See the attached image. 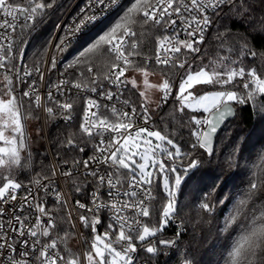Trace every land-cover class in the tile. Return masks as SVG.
Wrapping results in <instances>:
<instances>
[{
    "label": "snow or ice",
    "instance_id": "1",
    "mask_svg": "<svg viewBox=\"0 0 264 264\" xmlns=\"http://www.w3.org/2000/svg\"><path fill=\"white\" fill-rule=\"evenodd\" d=\"M56 3L0 0V264H137L140 249L152 256L160 254L154 238L178 215L175 189L182 177L175 176L174 186L169 183V174L177 171L175 161L189 159L185 174L199 165L190 152H182L179 143L161 131L133 128L136 119L142 117L145 124L151 119L150 90L161 91L165 103L174 95L180 113L192 111L189 123L196 142L191 148L199 147L213 155V138L225 120L235 115L234 105L264 97V68L244 66L243 57L258 55L247 42L240 47L237 59L226 56L223 59L227 63L221 67H213L210 62L193 69L188 57L201 52L200 45L221 16L255 22L261 31L264 17L256 21L250 0H83L78 11L56 25L40 53L48 58L44 66H29L28 41L17 37L25 29L34 30ZM113 13L115 18L109 21ZM138 26L161 33L156 38L154 57L142 52ZM227 35V29L217 31L214 38L223 46ZM76 45V56L61 73L62 77L68 74L73 78H48L46 73L57 69L58 54ZM152 62L179 70L175 93L168 78L159 84L150 82ZM129 86L142 99L139 111L129 100H120ZM196 86L212 90L194 93ZM72 89L77 95L94 93L104 101H119L120 106L115 102L101 104L89 97L79 132L90 141L99 137L93 144V154L77 158L75 153H84L85 147L71 135L58 141L51 165L30 181L36 189L33 191L14 175V170L29 166L22 153H27V161L32 159L24 122L37 110L50 120L58 114L65 122L70 121L75 103L68 95ZM26 103L31 112L25 111ZM133 136L145 137L142 149L137 146L131 151L127 140ZM69 153L73 154L70 159L66 158ZM167 160L173 164L169 166ZM81 176L83 183L79 182ZM160 177L166 203L160 210L159 227H150L145 218L151 216V201L156 199L152 189ZM89 183L94 186L90 205L80 199L73 204L61 187L63 184L80 194ZM21 189L25 195L18 199ZM262 190L264 177L250 178L244 196L224 217L220 232L231 240L225 264H264V207L249 206V200ZM214 191L205 193L197 205L210 216L216 210L209 201ZM102 211L109 213L106 224L100 218ZM80 226L90 230V238L84 236ZM180 235L177 232L176 239L159 240L158 244L178 251ZM73 240L79 249L71 244ZM182 264L192 262L185 258Z\"/></svg>",
    "mask_w": 264,
    "mask_h": 264
},
{
    "label": "trees",
    "instance_id": "2",
    "mask_svg": "<svg viewBox=\"0 0 264 264\" xmlns=\"http://www.w3.org/2000/svg\"><path fill=\"white\" fill-rule=\"evenodd\" d=\"M76 1L57 0L56 6L50 10L49 15L42 22L36 23L34 30H27L23 39L26 38L28 41L26 48V62L28 64H43L46 57H42L40 53L53 35L56 25L62 21L66 12ZM250 2L255 9L253 15L256 21H259L264 17V0H250ZM82 4L83 0L79 5ZM115 15L116 13H113L109 17V21L114 19ZM226 29L228 35L224 45L221 46L220 41L214 37L217 31L225 32ZM137 30L140 35L142 52L146 56L155 55L156 38L161 33L156 29H150L148 26H138ZM245 42L258 55L252 57L249 54L243 57L244 66L256 67L258 70L264 68V56L259 55L264 54V31H261L255 22L249 24L229 15L221 16L205 46L192 60V67L196 69L202 64H209L210 62L213 67H221L227 63L223 59L224 57L238 58L239 49ZM227 49L232 51L228 52ZM78 50L79 45L74 46L66 62L73 60ZM150 68L154 70V73L160 74L162 79L168 78L170 80L174 79L179 71L175 68H162L154 63L150 64ZM71 72L72 70H70ZM69 77L70 79L73 78L71 75ZM209 90L212 89L205 86H197L192 89L194 93L199 94ZM129 95L137 104L142 103L138 92L131 86ZM161 96L157 102L160 105L159 108H157V104L155 106L150 105V111L155 118L153 130H159L162 134L168 135L174 142L179 143L182 152H190L191 158L198 160L199 165L185 174L184 169L187 168L189 159L183 157L175 161L176 172L182 177L181 185L175 189V198L179 210L176 217L184 229L180 231L175 226H166L154 238L160 254L152 256L140 249V256L155 264H182L185 258L192 264H225L226 249L231 240L220 232L224 217L233 208L235 202L244 196L250 178L253 176L264 177V112L261 111L264 109V97L257 96L255 101H249L246 105H234L236 118L228 121L220 131L216 138L213 155L209 156L199 147L191 148V144L196 142V138L191 135L193 126L189 123V119L193 115L192 111L186 109L184 113H180L177 101L161 106ZM74 100L79 104L75 112L74 122L65 125L58 123L57 120L47 118L48 133L53 152L58 147V141L66 140L71 135L81 146L85 147L84 153H75V155L77 158H86L90 154L88 145L91 141L82 137L79 132L83 113V99L75 97ZM25 111L31 112L27 103L25 104ZM37 116L38 119L35 118ZM28 119L40 127L39 110L31 112ZM27 122L26 119L25 123ZM24 154H21L22 157ZM31 154L30 162L27 161V155L25 158V163L29 166L14 170L16 178L24 183H30L35 178L36 173L41 172L45 166L51 165L48 152L43 145L41 149L31 146ZM72 155L69 153L66 158L70 159ZM166 163L171 166L173 161L167 160ZM169 178L174 186L172 180L175 178V173H170ZM212 189L215 191L210 195L209 201L216 205V210L210 216L200 210L197 205L205 193H209ZM152 191L156 199L151 202V216L147 222L150 227H159L160 210L166 203V193L160 178L155 180ZM74 195L80 196L75 192ZM220 201H224V203L221 204ZM249 206L264 207V190L257 192L249 200ZM177 232L181 233L176 245L178 251L158 244L159 240L176 239ZM234 235L232 233L233 237ZM71 244L77 249L75 240L71 241Z\"/></svg>",
    "mask_w": 264,
    "mask_h": 264
},
{
    "label": "built area",
    "instance_id": "3",
    "mask_svg": "<svg viewBox=\"0 0 264 264\" xmlns=\"http://www.w3.org/2000/svg\"><path fill=\"white\" fill-rule=\"evenodd\" d=\"M80 2H81V0H77V1H76V2H75V3L69 8V10L66 12V14L64 15V17H63V19H62L61 22L66 21V20L68 19V17H69L70 14H74L76 11H78L79 7L82 6V5H79ZM217 21H218V20H215L213 27L209 30V34L206 35L205 43H204L203 45H200L201 50H202L203 47L205 46V44H206V42H207V40H208V37L210 36L212 30L214 29V27H215L216 24H217ZM61 22H60V23H61ZM60 23H59V24H60ZM27 30H28V29H25L24 32H23V35H22V36H18L17 38H18V39H19V38H24V36H25L24 34L27 32ZM17 33H18V34L20 33V29H19V28L17 29ZM181 38H182V39L184 38V37H183V34L181 35ZM25 39H26V38H25ZM196 55H197V54H192V55H190V56L188 57L189 60H191V62H192V60H193V56L195 57ZM68 56H69V54H66V52L63 53V54H58L57 69H56V70H53V71L50 72V73H46V76H47L48 78H50L52 81H56L58 78H68V79H70V77H69L68 74H65V77H62V76H61V73L64 72L65 65L68 63V62H66V59L68 58ZM151 57H154V55L151 56ZM47 59H48V58L46 57V58H45V61H46ZM45 61L43 62V64H40L42 67L44 66ZM152 63H154V62H152ZM154 64H155V63H154ZM29 66H32V65L29 64ZM157 66L162 67V68H167V66H163V65H157ZM69 72H70V70H69ZM163 80H164V79H162V82H163ZM169 80H170V79H169ZM178 80H179V71H178L177 75L175 76V78L172 79V80H170V82H173V93H175V90H176V83H178ZM129 91H130V86H129V89H128V90H125V91L123 92V95L120 97V100H125V99H126V100H129L130 103H131L132 105L136 106L137 109H138V111H139V104H137V103L134 101V99L131 98V96L129 95ZM68 95H70L73 99H75V97H76L77 99H78V98L83 99L82 110H84V107H85L86 101H87V99H88L89 97H92V98L97 99L101 104H105V103H113V102H115V103L117 104V107L120 106L119 101H115V100H114L113 102L104 101V100L100 99V97L96 96V94H94V93H84V92H81V93H79V94L77 95V90H76V89H72V91H71ZM161 97H162V96H161ZM173 101H176V100L174 99V95H173V96H169V98H168V100H167L166 103H165V102H161V106H162L163 104H168V103L173 102ZM78 106H79V104H78L77 102H75L74 105H73L72 119H71L70 121L65 122V121L63 120V118L60 117L58 114H57V118H56L55 120H57L58 123L65 124V125L72 124V123L74 122V120H75V112H76V109L78 108ZM126 110H129V111H130V108H128V109H126ZM39 112H40L41 117H42L43 132H44V138H45V141H46L47 152H48V155H49V158H50V162L52 163V162H53V159H52V153H53V151H52V147H51V143H50V137H49V133H48L47 117H46V114L43 113L42 111L39 110ZM205 115H207V114H205ZM149 116L151 117V119L149 120V122H148L147 124L144 123V120L142 119V117L136 119V120H135V123H134V125H133V128L135 129L136 127H147V128H149V129L153 130V123H154L155 118H154V115L152 114V112H151L150 110H149ZM82 118H83V113H82V116H81V121H82ZM133 137H135V136H133ZM141 137H143V136H141ZM130 138H132V137H130ZM98 140H99V137H97L96 140L91 141L90 144L88 145V146H89V150H90V154H89V156H91V155L93 154V144H94V143H97ZM122 142H123V141H122ZM89 156H88V157H89ZM86 158H87V157H86ZM80 171L82 172L83 170L81 169ZM91 179H92L91 177L88 178L89 181H91ZM20 181H21V180H20ZM21 182H22V181H21ZM79 182H80V183H83V182H84V178H83V176H81ZM22 183H23L24 185H26V186L32 187V190H33V191L36 190L35 187H33L30 183H24V182H22ZM61 187H62V189H63L64 191H66V192L69 193V198H70V200H71V202H72L73 204L75 203V200H76V199H80L81 202L89 203V205H90V196H89V194L91 193V191H92L93 188H94V186L91 185L90 183L87 184V185H85L84 192H83V193H80V196H75V195H74V191H73L70 187H67V186H65V185H63V184H61ZM124 187H126V184L124 185ZM123 190H124V188L122 187V188H121V191H123ZM24 195H25V191H24V189H21V190L18 192V199H19V198H22ZM41 195H42V193H41ZM103 200H104L105 202H107V200H108L107 196H104V197H103ZM151 202H152V201H151ZM49 204H50V203H49ZM108 215H109V213H108L107 211H102V212L100 213V218H101V220H102V222H103L104 224L107 223V217H108ZM147 219H148V218H145L146 222H147ZM167 226H170V227L175 226V227L179 228L180 231L184 229V228L181 226V223H180V221L178 220L177 217H175L174 220H173V222L170 223V224H168ZM80 230L84 233V236H85V237L90 238V230H89V229H84L82 226H80ZM102 230H103V229H101V231H102ZM76 245H77V249H79L80 246H79V244H78L77 242H76ZM137 264H155V263L150 262V261L147 260V259H143V258H141V256H140V250H139L138 253H137Z\"/></svg>",
    "mask_w": 264,
    "mask_h": 264
},
{
    "label": "rangeland",
    "instance_id": "4",
    "mask_svg": "<svg viewBox=\"0 0 264 264\" xmlns=\"http://www.w3.org/2000/svg\"><path fill=\"white\" fill-rule=\"evenodd\" d=\"M74 49L70 48L66 54H70V52ZM150 82L153 84H159L162 83V77L160 74H156L154 73L151 77H150ZM197 87V86H196ZM149 96H150V100H151V105L155 106L157 104V102L159 101V98L161 96V91L159 90H150L149 92ZM40 119H41V124L40 127H37L36 125H34L31 121L28 120L27 123L24 122L25 124V132H26V136L29 138V142L32 146V148H37V149H41L42 145L45 148V150L47 151V147H46V141L44 138V132H43V123H42V117L40 114ZM145 137H132L129 138L127 140V144L131 147V151H136L137 150V146H139L141 149L144 147V145L142 144V141ZM51 143V141H50ZM42 144V145H41ZM153 144H155V140L153 138ZM52 147V146H51ZM27 153H25L23 155L24 158H26ZM159 158H163V157H159ZM151 170V169H149ZM179 175L177 172L175 173V176ZM161 179V184L163 186V178L160 177ZM173 183H175V178L172 180ZM169 183L170 185H172V182L169 178Z\"/></svg>",
    "mask_w": 264,
    "mask_h": 264
},
{
    "label": "water",
    "instance_id": "5",
    "mask_svg": "<svg viewBox=\"0 0 264 264\" xmlns=\"http://www.w3.org/2000/svg\"><path fill=\"white\" fill-rule=\"evenodd\" d=\"M234 112H235V115L232 116V117H229L225 120V122L218 128V131L217 133L215 134L214 138H213V152H214V148H215V142H216V138L218 136V134L220 133V131L224 128V126L226 125V123L234 118H236V108L234 106Z\"/></svg>",
    "mask_w": 264,
    "mask_h": 264
}]
</instances>
